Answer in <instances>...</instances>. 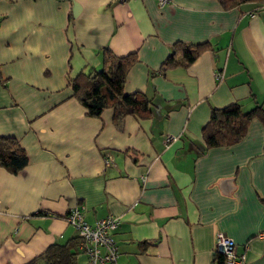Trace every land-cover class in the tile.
<instances>
[{
    "label": "crops",
    "instance_id": "0c3cea01",
    "mask_svg": "<svg viewBox=\"0 0 264 264\" xmlns=\"http://www.w3.org/2000/svg\"><path fill=\"white\" fill-rule=\"evenodd\" d=\"M256 7L0 0V137L16 138L28 157L17 175L0 168V264H27L76 238L65 221L73 207L89 225L119 218L116 264H217L218 234L247 264L264 255V125L252 121L231 147L206 149L202 138L212 108H264ZM179 42L209 48L158 73ZM103 48L136 55L124 93L151 99V118L128 116L118 129L111 109L89 118L71 97L68 77L101 69ZM87 263L80 253L77 264Z\"/></svg>",
    "mask_w": 264,
    "mask_h": 264
},
{
    "label": "trees",
    "instance_id": "16d2710c",
    "mask_svg": "<svg viewBox=\"0 0 264 264\" xmlns=\"http://www.w3.org/2000/svg\"><path fill=\"white\" fill-rule=\"evenodd\" d=\"M225 10L253 4L258 12L264 0H217ZM207 44L184 45L176 43L163 62L158 73L177 67H188L208 49ZM137 61L135 54L115 56L108 48L102 50V68L82 70L74 78L68 77V87L74 98L86 111L89 118H100L107 109L112 110V120L121 129L126 117L146 120L152 117L154 104L142 93H124L127 74ZM264 125V108L255 106L245 112L238 103L222 108H212L210 118L202 129L206 149L226 148L240 143L247 135L252 121ZM28 165V157L14 137H0V168L10 175H17ZM80 238L76 236L67 244H52L27 264H77ZM235 244V243H234ZM237 250V247L235 245ZM215 253V252H214ZM85 255V254H84ZM217 264H224L225 257L215 253Z\"/></svg>",
    "mask_w": 264,
    "mask_h": 264
},
{
    "label": "built area",
    "instance_id": "2783aa9c",
    "mask_svg": "<svg viewBox=\"0 0 264 264\" xmlns=\"http://www.w3.org/2000/svg\"><path fill=\"white\" fill-rule=\"evenodd\" d=\"M169 1L170 0H157V5L162 8L166 6ZM260 12H264V2L258 12L254 14ZM214 77L218 80L221 75L216 72ZM173 139V137H167L166 143H169ZM112 162L113 159L111 156L105 159L106 166L110 165ZM65 221L69 226L74 228L77 236L80 238L78 250L88 257L87 264H116L119 256V249L113 238V233L120 224L119 218L109 216L97 220L94 225H89L84 220L83 208L73 207L69 209ZM214 252L225 257L224 264H247L245 254L238 253L232 239L222 234H218L216 237Z\"/></svg>",
    "mask_w": 264,
    "mask_h": 264
},
{
    "label": "water",
    "instance_id": "95a60500",
    "mask_svg": "<svg viewBox=\"0 0 264 264\" xmlns=\"http://www.w3.org/2000/svg\"><path fill=\"white\" fill-rule=\"evenodd\" d=\"M249 264H264V255L260 259L254 261V262H251Z\"/></svg>",
    "mask_w": 264,
    "mask_h": 264
}]
</instances>
